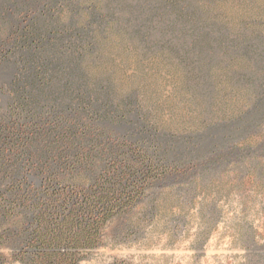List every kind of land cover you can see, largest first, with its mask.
Masks as SVG:
<instances>
[{
  "label": "trees",
  "instance_id": "1",
  "mask_svg": "<svg viewBox=\"0 0 264 264\" xmlns=\"http://www.w3.org/2000/svg\"><path fill=\"white\" fill-rule=\"evenodd\" d=\"M211 1L0 0V72L13 69L0 81V264H79L143 229L165 183L216 159L164 138L136 95L88 84L83 61L109 29L145 58L164 55L206 100L215 63L252 59L238 81L264 114L261 51L216 23Z\"/></svg>",
  "mask_w": 264,
  "mask_h": 264
},
{
  "label": "rangeland",
  "instance_id": "2",
  "mask_svg": "<svg viewBox=\"0 0 264 264\" xmlns=\"http://www.w3.org/2000/svg\"><path fill=\"white\" fill-rule=\"evenodd\" d=\"M205 5L216 23L256 44L264 60V0ZM99 38V54L83 61L88 84L106 81L119 97L136 95L140 115L167 140L189 139L217 152L202 174L159 188L155 214L143 229L109 241L79 264H264V114L253 89L238 81L252 59L215 63L206 100L164 55L143 57L113 28ZM12 75L4 69L0 81ZM0 102L6 106L7 98Z\"/></svg>",
  "mask_w": 264,
  "mask_h": 264
}]
</instances>
